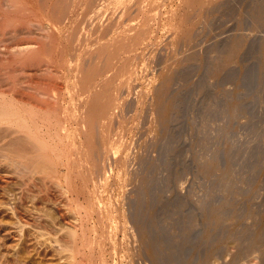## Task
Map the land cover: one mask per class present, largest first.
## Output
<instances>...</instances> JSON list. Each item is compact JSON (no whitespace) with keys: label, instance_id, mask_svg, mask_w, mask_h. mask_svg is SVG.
Returning <instances> with one entry per match:
<instances>
[{"label":"rangeland","instance_id":"374dc122","mask_svg":"<svg viewBox=\"0 0 264 264\" xmlns=\"http://www.w3.org/2000/svg\"><path fill=\"white\" fill-rule=\"evenodd\" d=\"M1 1L2 2H0V11L2 12L0 13L4 15V18L7 17V19L3 18L4 20H6L7 24L3 23L4 21L2 22L0 21V25H1L0 49L3 47L6 48V45L11 46L16 43L28 41L32 39L33 40L37 39L38 45H35L36 58H34L35 51H33L32 54L34 55L30 59L28 60L26 59L24 60V62L16 61L17 63L15 62L13 66H11L12 60H15L18 56L16 57L15 54L12 55L11 52H10L11 55L9 52L8 54L5 53V55H3L2 53L0 54V60H1L0 65L2 68L0 69V97L3 95L2 99L6 98L5 100H7V98L13 97L16 103H18L17 101L19 100L17 106L21 103V106L19 107L23 109L27 108L29 110V108L31 107V109L33 110L34 108L35 112H32V114L34 113L33 116L34 119L36 118L35 120L36 122H38L37 124H39L40 122L42 124H46V125H42L41 127L42 129L41 128L40 130L38 129L40 135L42 131L41 136L43 135L44 137L49 136L48 132L54 130L52 128L51 129L49 128L51 125L54 126V124L58 121L59 122L66 121L64 120L63 117L67 115V112H69L68 114L72 113L70 114L72 118L73 116L74 118L76 117L75 112L77 111L73 110L74 103L72 101H74L73 99H75V103H76L78 102V98L76 95H72L75 93L73 92L74 86H72L73 85L72 82L74 81L73 80L74 77H76V74L74 73L75 72L74 67H76L77 65L76 61L78 62L79 59L77 55H81V54L83 55L85 54L84 53L85 51L89 52V50H91L92 51L91 53H93L97 49H101V47L103 49L104 43H105V49H103L104 52L105 50L108 51L109 48L112 49L110 46V44L112 43L114 47V45H116L117 43L119 44V41L122 40L121 43L123 45L121 43L119 44L121 45L122 51L119 50L120 55L118 53L117 58L113 59L115 62L117 61V63H115L112 60V63L106 69L107 71L105 70L104 72V74L106 73L107 74L106 75L103 74V77H106L104 79L114 77L112 79L113 81L111 82V86L110 83L108 84L109 86L107 85V89L110 92L109 94H113V92L120 87V89H118V93H119L118 99L120 101H118L119 103H116L117 105L118 104L119 105L117 106L115 104V106H113L111 109V112L112 113L114 112V114L111 113L112 114L111 119H113L112 122H110L112 126H110L109 131L111 132L108 133L109 139H107V141H109V143L106 142L107 145L109 144L108 146H112L111 149L109 150L108 153L109 155L107 154L108 155L107 158L108 157L109 158L106 159L105 156V158L103 157L102 159L101 157L102 160L99 161V163L102 162L101 164L103 165L105 164L104 168L101 170L103 175L101 174V172L99 174H96L97 172L94 171L95 169L94 164L95 162L97 163V159H95L96 157H93V160L91 158L89 160V158H87L88 156L87 157L80 156L82 153L81 152H80L81 154L78 152L76 153V149H75L78 143L77 140L75 141L74 144L70 143L71 142L70 135L72 132V127H74L75 125L74 124L75 119L70 120L71 122L70 121L61 122L62 125L63 123L67 124V122L68 125L70 124L69 125L70 133L68 132V134L65 135L66 137L64 136V133H62L64 132V130L60 127V130L62 131L61 134H63L61 139L62 144L61 141L59 140L60 143L58 144V147H56V145L53 144L55 142H53L52 139H51L52 144L51 142L49 143L52 146L54 145L53 146L54 148L56 147V153L59 155V157L61 155L60 157L61 159L58 158L59 161L55 159L56 158L55 153L54 154L50 153L51 156L50 155L41 156V157H45V161L43 158H38L39 156L37 154H34L33 152L30 151L27 143L26 142L24 143L25 140H23L22 136L19 135L21 137L20 138L17 135V133L13 134L14 132H12V129H10L9 127L7 128V126L5 127L6 122H0V123H4V124H0V264H156V263L157 264L158 263L159 264H250V263L264 264V222H263L264 221V67H263L264 66V61H263L264 60V17H263L264 0H239V1L216 0L213 1L214 3L213 2L210 3L209 0L210 4L208 3V0H206L205 1L206 3L203 5H199L200 3L197 0H190V1L183 0V2L182 0H170V1L169 0H138V1L132 0L133 2H131L130 5L131 11L129 10V12H124V14H122L121 11L122 9L121 2L118 1L116 2L115 0L112 1L111 0L108 1L107 0H77L78 3L76 2V0H72L74 1V3L73 5L71 4L70 6H73L75 9L73 10V7L72 9H70L71 7H69L70 12L68 11L69 14L65 16L64 13H62L64 12L62 8L64 6H62V4L65 3V0L63 1L62 0H54V1L26 0L27 1L26 4H29L31 2L29 4V8L28 5L27 7L24 6L25 8L22 6L21 3L22 0H15V1L12 0L10 1V4L8 3V0H1ZM57 3H60L61 5ZM110 4L112 5L110 6ZM103 5H105V7ZM49 6H51L52 8ZM96 9L98 12H96ZM149 12L151 13V15ZM7 13L9 14L7 15ZM14 13L16 15L19 14L18 17ZM97 13H99L100 16ZM120 13L123 15L124 18L122 17V15L118 17ZM253 14L255 16H253ZM131 15L132 17H130ZM54 16L57 17L55 18ZM26 17L28 18L26 19ZM167 18H169V20ZM36 19L38 21L41 22L44 21V23H48L49 26L51 27L49 28L50 32H48L49 31L48 29L46 30L47 34L44 35L46 33L44 30L43 32L45 33L37 37L38 36L37 32L39 30L38 28L36 29L37 26L33 25V22L37 21ZM116 19H121V20L117 21ZM108 20L110 23L108 22ZM178 21L179 22L182 21L181 22L182 27L184 28L188 27L189 29L192 30V33L194 34V37H191L193 38V40L190 39L192 41L186 42L187 44L185 47V51L183 52L181 49H184L183 47L185 46L184 39L181 38L182 42H180L179 40L180 38L178 39L172 37L175 35L174 33H172L174 32L173 28L176 27L175 23L177 27L178 24L181 25ZM106 22L108 24L111 23H115V24L111 25L112 27L111 28L109 27L110 25L108 26V24H105ZM118 22H120L121 24L119 23L120 24L119 25ZM123 22L124 23L126 22V24H124ZM92 23L93 24L98 23L96 25L97 27L93 28ZM130 23L131 25H129ZM132 24L133 26H135L136 24V26L141 28L144 32H140L142 33L140 34L139 32H137L139 30H136L139 28L134 27L135 30L134 28L130 29L131 31L129 30L132 33L128 31L133 36L128 34L126 37L124 33L122 35L121 31L122 30L124 31L125 27L132 26ZM170 24L173 25L174 27L171 26ZM74 25H76V27ZM101 25H103L104 27ZM29 29L34 31L32 32ZM102 29H104L105 32ZM132 30L135 33L140 34L141 35L140 38L138 35L134 34ZM154 32H156V34ZM144 33L147 35H145ZM48 34L50 35L52 41L50 40ZM117 34L119 35V37L117 36ZM70 35L73 36V38L72 37L70 38ZM129 35L130 37H128ZM135 36H138V38ZM125 37L127 39L123 40V38ZM133 37L135 38V40L137 39V41L134 40V42L136 43H133L132 41L134 39ZM118 38L120 39L117 42ZM171 38L173 39L175 38V40L177 39L179 41V45L180 43L181 45L180 46L178 44L174 45L173 43H175L176 41L172 40ZM103 39L105 42L103 41ZM130 39H132L131 41L133 45H129L131 48L128 45H126L127 47H129L126 48L124 44L125 42L128 44V41H130ZM149 39L150 40L152 39L154 43ZM178 41L176 43H178ZM50 43H52V45ZM130 43L131 42H129V44ZM192 43L194 44L192 45ZM100 45L102 46L98 48ZM106 45L108 49L106 48ZM134 45H138V46H134ZM228 45L229 47H227ZM260 45L262 48L260 47ZM172 46L173 47L176 46V48H173ZM5 48H3L2 50H5ZM125 48L127 49V52ZM260 48L262 49V51ZM2 50H0V52ZM172 50L175 52H173ZM181 53H183L184 55ZM94 55H95V59L99 58L98 55H97L98 57L96 56V54ZM94 55L92 56L91 59H93ZM227 56L230 57L228 58ZM1 58H3L5 61H3V59ZM122 58L127 60L128 62L123 60ZM181 59H183V61ZM29 60L30 62L31 61L33 63L35 62L34 64L50 63L51 66L55 64L53 65V67H57L56 69L60 71L56 77L49 72H45V70L44 71L42 70V72L41 70H37V71L34 70V72L32 70L31 72L29 71L30 72L29 73L28 70L23 69L24 65H26V67L31 66V65L28 66V64H30ZM52 61H54V63ZM123 62H125L126 65L124 66L126 68L124 66H120L121 64L123 65ZM164 63L166 64V66ZM183 63L185 64L183 65ZM112 64L114 66H112ZM3 65L7 66L8 68L4 69ZM129 65H131V67ZM167 72L173 73L172 74L173 83L171 86V93L173 92L172 94L173 95L175 94V98H176L175 100L178 106L172 111V115L174 114L175 117L174 116L173 118L171 117L172 121L170 120L168 122L169 126L166 127V125H168L166 123L164 127V125H161L159 123L160 126H162L161 128L164 127L166 130L169 128L167 131L163 128L165 131L162 134L160 132H162L163 129L160 131L161 129L160 126H157L156 124L157 122L154 120L155 115H151L152 114L151 104H153L156 97V95L154 94L155 92L154 89L155 87L157 88V86H159V84L164 78L163 76L165 74L167 75ZM114 74L116 76H114ZM197 75H199V77ZM123 76H125V78ZM26 78L28 80L30 79L34 81L33 83H38V85L40 86L50 87L53 85L57 87V89L55 88L56 90L54 89V87H50L49 92L51 93L53 92L54 94V91L55 92L58 91L56 93H58V95H60L61 97L58 101V104L56 105L53 99L41 100V98H39L38 96L31 97L32 95H29L26 89L20 87L19 84L15 85V83L18 80L26 79ZM77 78L78 77H76L75 80ZM100 78L101 77H99L97 80H99ZM97 80L94 79V81H92L93 84L95 83L96 86L98 85L101 86L102 82L99 83L101 80L100 81ZM145 80L147 84L145 83ZM180 80H182V82ZM96 81L99 84H97ZM201 81H203L204 84ZM213 81H215L216 83ZM175 82L176 84H174ZM121 85L124 86L122 87L123 89L121 88ZM150 86L153 87L152 88L153 91L150 89L151 88ZM109 87H112V89H109ZM110 90H112L113 92H111ZM5 91L8 93H5ZM137 91L139 92V95ZM2 93H5V95ZM105 93H107L106 95L109 96L108 91H105ZM10 95L12 96L10 97ZM106 95L104 94L103 96L104 100L105 97L108 98V96ZM71 98L73 99L71 100ZM8 101H10V99H8ZM16 103H14V105H16ZM70 103H72L73 105ZM52 105L54 106L52 107ZM65 105L68 106L71 105L73 109L70 106L68 108V111L65 112L63 109V106ZM37 110L39 111L36 113ZM178 110L180 111L178 112ZM233 113L236 114L234 115ZM202 114L204 118L202 117ZM53 119H55V121ZM175 120L177 121V124ZM119 122H121V124ZM154 122L156 123L153 124ZM47 125L49 126L47 129H45ZM153 127L157 129L154 130L156 132L158 131L159 133L157 132L156 134L155 131L153 132L152 130ZM43 128L45 129V133H43L44 132ZM6 129L8 130L5 131ZM47 130L49 131L46 132ZM114 131L117 132L120 131L118 134L117 132H115L119 137L115 135ZM1 134L3 137L1 136ZM161 135L163 136V138ZM94 136H92L94 138L93 141L94 143H96L97 142L96 140L98 139L96 137L98 136H96V134ZM170 137L171 139H169ZM195 137L198 139L196 140ZM164 138H167L168 142H166L167 139H165L164 141L163 140ZM55 140L58 141V139ZM171 140L172 143L170 142ZM196 141L197 143H195ZM69 143L71 145H69ZM110 143H113L114 145L113 144L110 145ZM51 145L49 146L51 147ZM138 147L140 148L138 149ZM59 148L60 149L62 148L61 150H64L62 152L65 153L61 154ZM169 148H171V151L169 150ZM185 149L188 150L185 151ZM70 150H73L71 151L72 153H70ZM67 151H69V153H67ZM27 153L28 154L31 153V154L28 155ZM86 154L87 153H85L84 155L86 156ZM49 156L51 158L52 157L54 158L55 156L54 158L55 161L53 159L54 162H50ZM62 156L64 157L62 158ZM73 156L75 157V160ZM122 156L125 157V158L123 157V159L127 158V160H125L127 163H125V161H123L122 163L123 159H121L120 161V158H122ZM83 157L85 158V160L87 158L89 162L87 160H86L87 162H85V160H83L84 159ZM129 157L131 158L130 160L128 159ZM166 159L169 160L167 161ZM70 160L72 163L70 162ZM72 160H74V162ZM61 161L63 163H60ZM65 161H67V163H64ZM83 161L84 163H86L84 164L86 166L83 165L82 163ZM115 161L116 162L118 161L119 164L118 162L116 163ZM91 162L94 163L92 164ZM68 163L69 166L72 167H68L67 166ZM64 164L66 165L64 166ZM106 164H108V166ZM117 164L119 167L117 166ZM120 164L123 165L127 164V165L124 167L123 165ZM43 165L45 168L43 167ZM88 166L89 169L86 168ZM204 166H206V168ZM22 168H24L25 170ZM85 168L87 169V171ZM67 170H69L68 174H70L67 175V177L68 176L70 177L71 182L69 178H68L69 181L65 179L66 178L65 173ZM77 170L79 173L81 171L82 173V174L80 173L81 176H79L80 174L77 172ZM104 170L106 171L104 172ZM123 170L125 173L123 172ZM177 170H179V172H177ZM103 172L105 173V175ZM63 175L65 176V178ZM118 175H120V177ZM101 176H103L104 179H102ZM221 176H223V178ZM117 178H119V180ZM125 178L127 179V181ZM162 179L164 182L162 181ZM108 180H110V183ZM83 181L86 182V184ZM67 182H68V188H67ZM93 187L96 189V191ZM179 199L181 200L180 202ZM98 210H100V212ZM153 212H155V214ZM169 212L171 213V215L169 214ZM134 214L136 217L134 216ZM218 214L221 215L220 219L218 217ZM213 217H215L216 219ZM134 219L135 221H133ZM143 230H144V234H143ZM257 233L260 235H258ZM144 235L146 238L147 236H149L150 238L146 239ZM143 237L145 238L146 244L145 241L144 243L141 241V238L143 239ZM151 243H153L154 246L158 244L159 248L158 246L157 248L154 247L153 244ZM152 246L154 248H152ZM155 248L157 252L159 251L160 253L161 251V253H163L162 257L160 256L159 262H157L158 260L156 262L155 260L154 262L152 261L153 252L151 251H154L153 249ZM161 253L159 255H161ZM150 254L152 255L150 256ZM190 261L191 263H189Z\"/></svg>","mask_w":264,"mask_h":264},{"label":"bare ground","instance_id":"6f19581e","mask_svg":"<svg viewBox=\"0 0 264 264\" xmlns=\"http://www.w3.org/2000/svg\"><path fill=\"white\" fill-rule=\"evenodd\" d=\"M10 1H12V0H8V3L10 4ZM13 1H15V0H13ZM30 1V0H29ZM54 1V0H53ZM63 1V0H62ZM108 1V0H107ZM112 1V0H111ZM116 2L118 1V2H121V4H122V9H121V11H122V14H124V12H129V10H130V5H131V2H133L132 0H115ZM138 1V0H137ZM170 1V0H169ZM185 1V0H184ZM190 1V0H189ZM200 4L199 5H203V4H205L206 2V0H197ZM213 1H216V0H210V3L211 2H213ZM239 1V0H238ZM0 2H2L1 0H0ZM6 2V1H5ZM33 2V1H32ZM36 2V1H35ZM34 2V3H35ZM38 2V1H37ZM76 2H77V0H76ZM76 2H75V4H76ZM81 2V1H80ZM139 2H142V1H139ZM145 2V1H144ZM149 2V1H148ZM151 2V1H150ZM182 2H183V0H182ZM186 2H188V1H186ZM235 2V1H234ZM7 3V2H6ZM18 3V2H17ZM22 6L24 7V6H26L27 7V5H28V8H29V4L31 3H29V4H26L27 3V1L25 0H22ZM60 3H63V2H60ZM60 3H57V4H59V5H61ZM73 3H74V1H72V0H65V3L64 4H62V6H64V7H62L63 8V11L64 12H62V13H64V16L65 15H67V14H69L68 13V11H69V7H71L70 9H72V7L73 6H70L71 4L73 5ZM78 3V2H77ZM101 3V2H100ZM99 3V4H100ZM110 3V2H109ZM136 3V2H135ZM153 3H154V1H153ZM179 3V2H178ZM197 3V2H196ZM208 3H209V0H208ZM207 3V4H208ZM209 3V4H210ZM214 3V2H213ZM212 3V4H213ZM23 4H25V5H23ZM52 4V3H51ZM53 4H55V3H53ZM138 4V3H137ZM151 4V3H150ZM162 4V3H161ZM198 4V3H197ZM18 5V4H17ZM16 5V6H17ZM37 5V4H36ZM48 5V4H47ZM81 5V4H80ZM112 4H110V6H111ZM135 5V4H134ZM179 5V4H178ZM188 5V4H187ZM15 6V7H16ZM21 6V5H20ZM76 6V5H75ZM92 6H93V4H92ZM100 6V5H99ZM104 7H105V5H103ZM115 6V5H114ZM138 6V5H137ZM207 6V5H206ZM216 6V5H215ZM222 6V5H221ZM4 7V6H3ZM19 7V6H18ZM22 7V8H23ZM48 7V6H47ZM49 7H51V6H49ZM54 7V6H53ZM97 7V6H96ZM95 7V8H96ZM101 7V6H100ZM113 7V6H112ZM142 7V6H141ZM150 7V6H149ZM176 7V6H175ZM196 7V6H195ZM6 8V7H5ZM13 8V7H12ZM20 8V7H19ZM25 8V7H24ZM34 8V7H33ZM52 8V7H51ZM77 8V7H76ZM120 8V7H119ZM148 8V7H147ZM209 8V7H208ZM7 9V8H6ZM17 9V8H16ZM31 9V8H30ZM75 8L73 7V10H74ZM219 9V8H218ZM217 9V10H218ZM229 9V8H228ZM4 10V9H3ZM15 10V9H14ZM19 10V9H18ZM27 10V9H26ZM60 10V9H59ZM81 10H82V8H81ZM100 10V9H99ZM141 10V9H140ZM149 10V9H148ZM168 10V9H167ZM193 10V9H192ZM191 10V11H192ZM6 11V10H5ZM8 11V10H7ZM10 11V10H9ZM29 11V10H28ZM34 11V10H33ZM86 11V10H85ZM108 11V10H107ZM112 11V10H111ZM131 11V10H130ZM147 11V10H146ZM202 11V10H201ZM204 11V10H203ZM213 11V10H212ZM0 12H2V11H0ZM12 12V11H11ZM54 12V11H53ZM70 12V11H69ZM72 12V11H71ZM96 12H98L97 11V9H96ZM104 12H106V11H104ZM104 12H102V13H104ZM159 12V11H158ZM162 12V11H161ZM170 12V11H169ZM180 12V11H179ZM16 13H17V11H16ZM39 13V12H38ZM61 13V12H60ZM95 13V12H94ZM100 13V12H99ZM99 13H97L98 15H99ZM135 13H136V11H135ZM138 13V12H137ZM150 13V12H149ZM154 13V12H153ZM152 13V14H153ZM212 13V12H211ZM215 13V12H214ZM217 13V12H216ZM5 14V13H4ZM9 13H7V15H8ZM15 14V13H14ZM36 14V13H35ZM48 14V13H47ZM51 14V13H50ZM49 14V15H50ZM79 14H80V12H79ZM84 14V13H83ZM93 14V13H92ZM121 13H120V15H118V17L119 16H121L122 15ZM130 14V13H129ZM139 14V13H138ZM141 14V13H140ZM147 14V13H146ZM159 14V13H158ZM169 14V13H168ZM186 14H188V13H186ZM200 14V13H199ZM208 14V13H207ZM256 14V13H255ZM11 15V14H10ZM9 15V16H10ZM16 15V14H15ZM18 15L19 14H17L16 16L18 17ZM26 15V14H25ZM34 15V14H33ZM39 15V14H38ZM85 15H86V13H85ZM89 15V14H88ZM96 15V14H95ZM150 15H151V13H150ZM155 15V14H154ZM161 15V14H160ZM177 15V14H176ZM211 15V14H210ZM215 15V14H214ZM8 16V17H9ZM21 16V15H20ZM62 16V15H61ZM61 16H60V18H61ZM100 16V15H99ZM107 16V15H106ZM134 16V15H133ZM138 16V15H137ZM142 16V15H141ZM188 16V15H187ZM197 16V15H196ZM200 16V15H199ZM198 16V17H199ZM253 16H255L254 14H253ZM12 17V16H11ZM38 17H40V16H38ZM46 17V16H45ZM48 17V16H47ZM55 17V16H54ZM57 17V16H56ZM55 17V18H56ZM69 17V16H68ZM77 17V16H76ZM79 17V16H78ZM122 17H123V15H122ZM130 17H132V15L130 16ZM136 17V16H135ZM151 17V16H150ZM179 17V16H178ZM264 17V16H263ZM4 15L3 14H1L0 13V21L2 22V21H4L3 23H6V20H4V19H7V17H5L4 19ZM21 18V17H20ZM25 18V17H24ZM28 17H26V19H27ZM86 18V17H85ZM124 18V17H123ZM127 18H129V17H127ZM146 18V17H145ZM170 18V17H169ZM169 18H167L168 20H169ZM194 18V17H193ZM14 19V18H13ZM30 19V18H29ZM39 19V18H38ZM50 19V18H49ZM69 19V18H68ZM81 19V18H80ZM113 19V18H112ZM133 19V18H132ZM23 20V19H22ZM37 20V19H36ZM46 20H47V18H46ZM78 20V19H77ZM97 20V19H96ZM107 20V19H106ZM110 20V19H109ZM109 20H108V22H109ZM117 21L118 20H121V19H116ZM127 20H129V19H127ZM148 20V19H147ZM154 20V19H153ZM180 20V19H179ZM213 20V19H212ZM253 20V19H252ZM260 20H261V18H260ZM31 21V20H30ZM29 21V22H30ZM100 21V20H99ZM111 21V20H110ZM122 21H124V20H122ZM122 21H121V23H122ZM138 21V20H137ZM144 21V20H143ZM162 21V20H161ZM176 21V20H175ZM189 21H191V20H189ZM214 21V20H213ZM254 21V20H253ZM9 22V21H8ZM59 22V21H58ZM70 22V21H69ZM80 22V21H79ZM113 22V21H112ZM142 22V21H141ZM179 22V21H178ZM182 22V21H181ZM181 22H179L180 24H181ZM2 23V24H3ZM11 23V22H10ZM17 23V22H16ZM27 23V22H26ZM32 23V22H31ZM53 23H55V22H53ZM62 23V22H61ZM60 23V24H61ZM67 23V22H66ZM81 23V22H80ZM100 23V22H99ZM110 23V22H109ZM120 22H118V24H119ZM120 23V24H121ZM124 23V22H123ZM139 23V22H138ZM137 23V24H138ZM172 23V22H171ZM214 23V22H213ZM7 24V23H6ZM21 24H22V22H21ZM79 24V23H78ZM82 24V23H81ZM98 23H92V27L94 28V27H97L96 25H97ZM102 24V23H101ZM104 24V23H103ZM105 24H108L107 22L105 23ZM113 24H115V23H111V24H108V26L109 27H111V25H113ZM119 24V25H120ZM124 24H126V22L124 23ZM183 24H185V23H183ZM204 24V23H203ZM256 24V23H255ZM29 25H30V23H29ZM32 25V24H31ZM33 25H35V26H37L36 27V29L38 28V36L37 37H39V36H41V35H43V33H45L44 35H46L47 34V31L46 30H48L49 28H51L50 26H49V24L48 23H44V21H35V22H33ZM51 25V24H50ZM55 25V24H54ZM64 25V24H63ZM62 25V26H63ZM70 25V24H69ZM129 25H131V23L129 24ZM150 25V24H149ZM171 25V24H170ZM211 25V24H210ZM1 26V25H0ZM7 26V25H6ZM9 26H10V24H9ZM19 26V25H18ZM25 26V25H24ZM75 27H76V25H74ZM101 26H103V25H101ZM107 26V25H106ZM105 26V27H106ZM126 26V25H125ZM132 26H133V24H132ZM128 26V27H123L124 28V31L122 30L121 32H122V35H123V33L126 35V37H127V35L128 34H130V33H132V32H130L131 30L130 29H132V28H136L137 26H136V24H135V26ZM164 26V25H163ZM171 26H173V25H171ZM175 28H173L174 30V32H172V33H174L175 35L174 36H172V37H175V38H180L179 40H180V42H182L181 40V38H183L184 39V42H185V46L184 45H182V46H184L183 48L184 49H181L182 50V52L183 51H185V47H186V42H188V41H192L193 40V38H191V37H194V34L192 33V30L191 29H189L188 27H182V24L181 25H179L178 24V27H177V25H176V23H175ZM3 27V26H2ZM92 27H91V29H92ZM98 27H99V25H98ZM104 27V26H103ZM115 27V26H114ZM118 27V26H117ZM141 27V26H140ZM145 27V26H144ZM174 27V26H173ZM8 28V27H7ZM12 28V27H11ZM18 28V27H17ZM25 28V27H24ZM29 28V27H28ZM100 28H102V27H100ZM112 28V27H111ZM116 28V27H115ZM135 28H134V30H135ZM137 28H139V27H137ZM146 28V27H145ZM148 28V27H147ZM204 28V27H203ZM260 28V27H259ZM9 29V28H8ZM7 29V30H8ZM96 29V28H95ZM95 29H93V30H95ZM99 29V28H98ZM106 29V28H105ZM5 30V29H4ZM13 30V29H12ZM25 30V29H24ZM30 30V29H29ZM28 30V31H29ZM45 30V32H43ZM53 30V29H52ZM73 30V29H72ZM78 30V29H77ZM97 30V29H96ZM101 30V29H100ZM102 30H104V29H102ZM115 30V29H114ZM130 30V31H129ZM136 30H139V31H137V32H144L141 28H139V29H136ZM151 30V29H150ZM202 30V29H201ZM209 30V29H208ZM6 31V30H5ZM14 31H15V29H14ZM23 31V30H22ZM30 31H32V30H30ZM34 31V30H33ZM32 31V32H33ZM113 31V30H112ZM117 31V30H116ZM130 33H129V32ZM133 31V30H132ZM167 31V30H166ZM212 31V30H211ZM11 32V31H10ZM19 32V31H18ZM26 32V31H25ZM48 32H50V29H49V31ZM70 32V31H69ZM99 32V31H98ZM104 32H105V30H104ZM108 32V31H107ZM114 32V31H113ZM134 32V31H133ZM152 32V31H151ZM1 33V32H0ZM14 33V32H13ZM31 33V32H30ZM53 33V32H52ZM52 33H51V35H52ZM81 33V32H80ZM101 33V32H100ZM110 33V32H109ZM145 33H146V31H145ZM144 33V34H145ZM148 33V32H147ZM155 34H156V32H154ZM161 33V32H160ZM168 33V32H167ZM171 33V34H172ZM10 34V33H9ZM16 34V33H15ZM28 34V33H27ZM33 34V33H32ZM55 34V33H54ZM53 34V35H54ZM70 34V33H69ZM87 34V33H86ZM120 34V33H119ZM134 34H136V35H138L139 36V38H140V34H142V33H140V34H138V33H135L134 32ZM151 34V33H150ZM155 34H153V35H155ZM192 34H193V36H192ZM203 34H205V33H203ZM209 34V33H208ZM25 35V34H24ZM49 35V34H48ZM61 35V34H60ZM66 35V34H65ZM67 35H68V33H67ZM71 35H73V34H71ZM70 35V38L72 37L73 38V36H71ZM96 35V34H95ZM131 36H133L132 34H130ZM130 35L128 36V37H130ZM145 35H147V34H145ZM197 35V34H196ZM12 36V35H11ZM64 36V35H63ZM92 36H94V35H92ZM101 36V35H100ZM117 36L119 37V35L117 34ZM138 36H135V37H137L138 38ZM143 36V35H142ZM171 36V35H170ZM204 36V35H203ZM3 37H4V35H3ZM33 37H35V36H33ZM37 37H35V38H37ZM49 37H50V35H49ZM66 37V36H65ZM86 37V36H85ZM123 38V40L124 39H127V38ZM201 37V36H200ZM260 37V36H259ZM9 38V37H8ZM97 38V37H96ZM114 38V37H113ZM117 38V37H116ZM132 38V37H131ZM134 38V37H133ZM170 38V37H169ZM175 38L173 39V38H171L172 40H174V41H178L177 39L175 40ZM18 39V38H17ZM16 39V40H17ZM31 39V38H30ZM48 39V38H47ZM46 39V40H47ZM93 39V38H92ZM91 39V40H92ZM95 39V38H94ZM101 39H102V37H101ZM108 39V38H107ZM106 39V40H107ZM119 39L120 38H118V40H117V42L119 41ZM121 39H122V36H121ZM143 39H144V37H143ZM147 39V38H146ZM190 39H192V40H190ZM195 39V38H194ZM199 39V38H198ZM203 39H204V37H203ZM213 39V38H212ZM21 40V39H20ZM50 40H51V37H50ZM54 40V39H53ZM64 40H65V38H64ZM73 40V39H72ZM115 40V39H114ZM132 39H130V41H128V44L125 42V46L126 45H133V43H136V42H134V40H135V38L132 40L133 41V43H132V41H131ZM140 40V39H139ZM142 40V39H141ZM150 40V39H149ZM153 40H154V38H153ZM165 40V39H164ZM168 40H170V39H168ZM233 40V39H232ZM8 41V40H7ZM11 41V40H10ZM15 41V40H14ZM18 41V40H17ZM52 41V40H51ZM69 41V40H68ZM94 41V40H93ZM96 41V40H95ZM101 41V40H100ZM99 41V42H100ZM103 41H104V39H103ZM122 41V40H121ZM121 41H119V44L121 43ZM135 41H137V39L135 40ZM143 41V40H142ZM150 41H152V39L150 40ZM216 41V40H215ZM234 41V40H233ZM19 42V41H18ZM66 42V41H65ZM87 42V41H86ZM97 42V41H96ZM105 42V41H104ZM116 42V43H117ZM129 42H131L130 44H129ZM141 42V41H140ZM139 42V43H140ZM153 42V41H152ZM167 42V41H166ZM173 43L174 45L175 44H178L179 45V41H178V43ZM204 42V41H203ZM209 42V41H208ZM14 43V42H13ZM47 43V42H46ZM56 43V42H55ZM71 43V42H70ZM74 43V42H73ZM81 43V42H80ZM92 43V42H91ZM102 43V42H101ZM115 43V42H114ZM150 43V42H149ZM154 43V42H153ZM241 43H243V42H241ZM41 44V43H40ZM51 45H52V43H50ZM106 44H107V42H106ZM113 44V43H112ZM112 44H110V46H111V48L112 49H110L109 48V50L107 51V50H105V52H104V50L103 49H105V43H104V48L102 49V45H100L98 48H100L101 47V49H97V47H96V51H94L93 53H91L92 51L91 50H89V52H84L85 54H81V55H77V57L79 58L78 59V62L76 61V67H74L75 68V74H76V77H78L76 80H75V78L76 77H74V83L72 82V86H74V91L73 92H75L74 94H72V95H76L77 96V98H78V102H76L75 103V99H73V98H71V100L73 99L74 101H72L73 103H74V105L72 104V103H70V104H72L73 105V107H74V109H73V107L71 106V105H65V106H63V109H64V111L65 112H67L68 111V108L71 106L72 107V109L73 110H75V111H77V112H75V118H74V116H73V118H72V116L70 115V114H72V113H70V114H68L69 112H67V115L65 116V117H63L64 118V120H66V121H70V120H72V119H75L74 121H75V125H74V127H72V132H71V138H70V143L71 144H74L75 143V141L77 140V145H76V147H75V149H76V153L78 152V153H80L81 155L80 156H84V157H87V158H89V160H90V158L93 160V157H96L95 159H97V163L95 162V164H94V171H96L97 173L96 174H99L100 172H101V170L104 168V165L103 164H101L102 162H100L99 163V161L100 160H102L103 159V157L105 158V156H106V159H108L107 158V156L109 155L108 153H109V150L111 149V147L112 146H108L107 144H106V142L107 143H109V141H107V139H109L108 137V133L109 132H111V131H109L110 130V126H112V124L110 123V122H112V120L113 119H111V115L112 114H114V112L112 113L111 112V109H112V107L113 106H115V104L116 103H119L118 101H120L118 98V89H120V87L116 90L115 88V90L116 91H112V90H110L111 92H113V94H109L110 92H109V90L107 89V85L110 83V86H111V82L113 81L112 79L114 78H107V79H104V78H106V77H103V74H104V72H105V70L110 66V64L112 63V60L114 59V58H117V56H118V53H119V50H121L122 48H121V45H119L118 43L116 44V45H114V47H113V45ZM122 44V43H121ZM144 44V43H143ZM151 44V43H150ZM169 44H170V42H169ZM172 44V45H173ZM194 43H192V45H193ZM199 44V43H198ZM204 44V43H203ZM35 45H38V42H37V39H32V40H28V41H23V42H19V43H16V44H14V45H11V46H7L6 45V48L5 47H3V48H5V50H2L3 48H1L0 50H2L1 52H0V54L2 53L3 55H5V53H7L8 54V52L10 53H12V55H16V59L15 60H12V63H11V66H13V64L16 62V61H23L24 62V60H28V59H30L34 54H32L33 53V51H35L36 49H35ZM87 45V44H86ZM90 45V44H89ZM109 45V44H108ZM123 45V44H122ZM165 45V44H164ZM177 45V46H178ZM180 45H181V43H180ZM179 45V46H180ZM226 45V44H225ZM42 46V45H41ZM44 46V45H43ZM68 46V45H67ZM71 46V45H70ZM74 46V45H73ZM134 46H138V45H134ZM133 46V47H134ZM156 46H157V44H156ZM160 46V45H159ZM168 46V45H167ZM197 46V45H196ZM207 46V45H206ZM215 46V45H214ZM224 46V45H223ZM239 46V45H238ZM45 47V46H44ZM51 47V46H50ZM66 47V46H65ZM130 47V46H129ZM129 47H127L126 46V48H129ZM173 47V46H172ZM195 47V46H194ZM227 47H229V45L227 46ZM260 47H261V45H260ZM53 48V47H52ZM69 48V47H68ZM90 48V47H89ZM106 48H107V45H106ZM124 48V47H123ZM125 48V49H126ZM131 48V47H130ZM155 48V47H154ZM164 48V47H163ZM173 48H176V46H174ZM192 48V47H191ZM206 48V47H205ZM212 48V47H211ZM216 48V47H215ZM224 48V47H223ZM262 48V47H261ZM260 48V49H261ZM108 49V48H107ZM124 49V50H125ZM132 49H134V48H132ZM195 49V48H194ZM209 49V48H208ZM213 49V48H212ZM218 49H219V47H218ZM229 49V48H228ZM39 50V49H38ZM43 50V49H42ZM48 50V49H47ZM56 50V49H55ZM93 50V49H92ZM94 50H95V48H94ZM129 50V49H128ZM131 50V49H130ZM136 50V49H135ZM139 50V49H138ZM159 50V49H158ZM178 50V49H177ZM206 50V49H205ZM237 50H238V48H237ZM50 51H52V50H50ZM57 51H59V50H57ZM61 51H63V50H61ZM69 51V50H68ZM76 51V50H75ZM122 51V50H121ZM154 51V50H153ZM173 51V50H172ZM179 51H180V49H179ZM178 51V52H179ZM261 51H262V49H261ZM125 52V51H124ZM126 52H127V49H126ZM129 52V51H128ZM143 52V51H142ZM150 52V51H149ZM173 52H175V51H173ZM177 52V53H178ZM189 52H191V51H189ZM210 52V51H209ZM221 52V51H220ZM237 52V51H236ZM11 53H10V55H11ZM39 53V52H38ZM54 53V52H53ZM81 53H83V52H81ZM122 53V52H121ZM135 53V52H134ZM139 53V52H138ZM159 53V52H158ZM188 53V52H187ZM199 53H201V52H199ZM223 53V52H222ZM80 54V53H79ZM94 54H96V56L98 55L99 56V58H97V59H95V55ZM152 54V53H151ZM181 54H183V53H181ZM180 54V55H181ZM227 54V53H226ZM226 54H223V55H226ZM231 54V53H230ZM229 54V55H230ZM54 55V54H53ZM94 55V57H93V59H91L92 58V56ZM119 55H120V53H119ZM174 55V54H173ZM180 55H178V56H180ZM184 55V54H183ZM188 55V54H187ZM260 55V54H259ZM7 56V55H6ZM22 58H20V57ZM36 56V51H35V55H34V58H36L35 57ZM39 56V55H38ZM140 56V55H139ZM175 56H176V54H175ZM233 56V55H232ZM12 57H14V56H12ZM40 57V56H39ZM50 57V56H49ZM59 57V56H58ZM121 57V56H120ZM128 57V56H127ZM134 57V56H133ZM148 57V56H147ZM171 57V56H170ZM189 57V56H188ZM228 57V56H227ZM230 57V56H229ZM228 57V58H229ZM43 58V57H42ZM42 58H40V59H42ZM61 58H62V56H61ZM66 58V57H65ZM124 58V57H123ZM122 58V59H123ZM126 58V57H125ZM132 58V57H131ZM138 58V57H137ZM154 58V57H153ZM175 58V57H174ZM180 58V57H179ZM181 58H182V56H181ZM183 58H185V57H183ZM187 58V57H186ZM206 58V57H205ZM209 58V57H208ZM217 58V57H216ZM225 58V57H224ZM1 59H3V58H1ZM20 59V60H19ZM75 59H76V57H75ZM127 59V58H126ZM151 59V58H150ZM158 59H159V57H158ZM169 59V58H168ZM207 59V58H206ZM261 59V58H260ZM48 60V59H47ZM51 60V59H50ZM58 60V59H57ZM123 60H125V59H123ZM128 60V59H127ZM127 60H125V61H127ZM133 60V59H132ZM182 61H183V59H181ZM220 60V59H219ZM1 61V60H0ZM3 61H5L4 59H3ZM36 61V60H35ZM41 61V60H40ZM62 61V60H61ZM60 61V62H61ZM74 61V60H73ZM72 61V62H73ZM93 61H94V63H93ZM114 61V60H113ZM130 61V60H129ZM185 61V60H184ZM215 61V60H214ZM264 61V60H263ZM23 62H22V64H23ZM32 62V61H31ZM30 62V60H29V63L30 64H28V66L29 65H31L30 67H26V65H24L23 66V69L24 70H28V72L30 71H32L33 70V72H34V70L35 71H37V70H41V72H42V70L44 71L45 70V72H49V73H51L52 75H54L55 77L58 75V73H59V71L60 70H58V69H56L57 67H53V65H55V64H53L52 66H51V64L50 63H48V64H34L33 62V64ZM46 62V61H45ZM53 63H54V61H52ZM69 62H71V61H69ZM115 62V61H114ZM128 62V61H127ZM136 62V61H135ZM169 62V61H168ZM181 62V61H180ZM187 62V61H186ZM210 62V61H209ZM220 62V61H219ZM224 62V61H223ZM1 63V62H0ZM17 63V62H16ZM26 63V62H25ZM66 63V62H65ZM74 63V62H73ZM115 63H117V61L115 62ZM131 63V62H130ZM182 63V62H181ZM204 63V62H203ZM263 63V62H262ZM261 63V64H262ZM8 64V63H7ZM114 64V63H113ZM112 64V66H114ZM129 64V63H128ZM141 64V63H140ZM144 64V63H143ZM152 64V63H151ZM165 64V63H164ZM179 64V63H178ZM177 64V65H178ZM185 63H183V65H184ZM198 64V63H197ZM260 64V65H261ZM18 65V64H17ZM59 65V64H58ZM116 65V64H115ZM124 65H126L125 64V62H123V65L121 64L120 66H124ZM136 65V64H135ZM137 65H138V63H137ZM171 65V64H170ZM4 66V65H3ZM10 66V67H11ZM22 66V65H21ZM57 66V65H56ZM60 66H61V64H60ZM130 67H131V65H129ZM165 66H166V64H165ZM191 66V65H190ZM220 66V65H219ZM263 66V65H262ZM19 67V66H18ZM125 67V66H124ZM141 67V66H140ZM161 67V66H160ZM225 67V66H224ZM264 67V66H263ZM4 69H7L8 67L7 66H4L3 67ZM12 68V67H11ZM17 68V67H16ZM21 68V67H20ZM67 68V67H66ZM73 68V69H74ZM112 68V67H111ZM118 68V67H117ZM119 68H121V67H119ZM126 68V67H125ZM129 68V67H128ZM127 68V69H128ZM134 68V67H133ZM262 68V67H261ZM0 69H2L1 68V65H0ZM123 69V68H122ZM155 69V68H154ZM171 69V68H170ZM185 69V68H184ZM192 69V68H191ZM12 70H14V69H12ZM141 70V69H140ZM169 70V69H168ZM199 70V69H198ZM201 70H203V69H201ZM205 70V69H204ZM259 70V69H258ZM18 71V70H17ZM68 71V70H67ZM107 71V70H106ZM111 71V70H110ZM122 71H124V70H122ZM144 71V70H143ZM163 71V70H162ZM185 71H187V70H185ZM190 71V70H189ZM188 71V72H189ZM5 72V71H4ZM20 72V71H19ZM22 72V71H21ZM27 72V73H28ZM29 72V73H30ZM39 72V71H38ZM178 72V71H177ZM195 72V71H194ZM207 72V71H206ZM216 72V71H215ZM8 73V72H7ZM44 73V72H43ZM72 73V72H71ZM126 73V72H125ZM151 73V72H150ZM6 74V73H5ZM16 74V73H15ZM75 74H74V76H75ZM107 74V73H106ZM106 74H104V75H106ZM119 74H120V72H119ZM158 74V73H157ZM163 74V73H162ZM161 74V75H162ZM172 74L173 73H168L167 72V75L165 76H163L164 78H163V80L161 81V83L159 84V86H157V88L155 87V89H154V94L156 95V97H155V100H154V102H153V104H151V110H152V114L151 115H155V121L157 122H154L153 124H157V126H160V124L161 125H164V127H165V125H166V123L168 124V122L171 120V117L173 118V116H174V114L172 115V111L175 109V108H177V102H176V98H175V94L173 95L172 93H171V86H172V79H173V76H172ZM176 74V73H175ZM174 74V75H175ZM8 75V74H7ZM14 75V74H13ZM33 75V74H32ZM50 75V74H49ZM147 75V74H146ZM160 75V76H161ZM177 75V74H176ZM209 75V74H208ZM22 76V75H21ZM20 76V77H21ZM37 76V75H36ZM114 76H116L115 74H114ZM134 76V75H133ZM185 76V75H184ZM195 76V75H194ZM198 77H199V75H197ZM211 76V75H210ZM12 77V76H11ZM33 77V76H32ZM35 77V76H34ZM48 77V76H47ZM51 77V76H50ZM60 77V76H59ZM99 77H101L99 80H97ZM124 78H125V76H123ZM129 77V76H128ZM149 77V76H148ZM203 77H205V76H203ZM16 78H18V77H16ZM25 78V77H24ZM45 78V77H44ZM116 78V77H115ZM130 78V77H129ZM179 78V77H178ZM193 78V77H192ZM209 78V77H208ZM8 79V78H7ZM55 79V78H54ZM94 79H96L97 81H100L99 83H101L102 82V84H101V86L100 85H98V86H96V84L94 83L93 84V82L92 81H94ZM136 79V78H135ZM174 79H175V77H174ZM195 79V78H194ZM198 79V78H197ZM210 79V78H209ZM232 79V78H231ZM47 80V79H46ZM56 80V79H55ZM158 80V79H157ZM160 80V79H159ZM176 80H177V78H176ZM187 80V79H186ZM189 80V79H188ZM205 80V79H204ZM6 81H8V80H6ZM5 81V82H6ZM12 81V80H11ZM19 81V82H18ZM16 83H15V85L16 84H19L20 85V87H22V88H24V89H26L27 90V93L29 94V95H32L31 97H34V96H38L39 98H41V100L42 99H53L54 100V102H55V104L57 105L58 104V101H59V99L61 98L60 97V95H58V93H56V92H58V91H54V94H53V92L51 93V92H49V88L50 87H54V89L56 88L57 89V87H55V86H50V87H45V86H40V85H38V83H33L34 81H32V80H28L27 78L26 79H21V80H18ZM70 81V80H69ZM97 81H96V83H97ZM124 81V80H123ZM181 82H182V80H180ZM191 81V80H190ZM195 81V80H194ZM198 81V80H197ZM200 81V80H199ZM216 81V80H215ZM215 81H213V82H215ZM13 82V81H12ZM37 82V81H36ZM50 82V81H49ZM130 82H132V81H130ZM138 82V81H137ZM140 82V81H139ZM144 82V81H143ZM188 82V81H187ZM201 82H203V81H201ZM40 83V82H39ZM55 83H57V82H55ZM99 83H97V84H99ZM114 83V82H113ZM145 83H146V80H145ZM184 83V82H183ZM216 83V82H215ZM50 84V83H49ZM125 84V83H124ZM123 84V85H124ZM142 84V83H141ZM147 84V83H146ZM174 84H176V82L174 83ZM203 84H204V82H203ZM213 84V83H212ZM14 85V84H13ZM12 85V86H13ZM46 85V84H45ZM61 85V84H60ZM68 85H69V83H68ZM145 85V84H144ZM152 85V84H151ZM154 85V84H153ZM158 85V84H157ZM72 86H71V88H72ZM109 86V85H108ZM204 86V85H203ZM208 86V85H207ZM212 86V85H211ZM6 87V86H5ZM19 87V88H20ZM96 87H99V88H96ZM113 87H116V86H113ZM122 87H124V86H122L121 85V88ZM147 87V86H146ZM151 87V86H150ZM181 87V86H180ZM191 87V86H190ZM189 87V88H190ZM13 88V87H12ZM21 88V89H22ZM153 87H151L150 89L153 91V89H152ZM182 88V87H181ZM195 88V87H194ZM201 88V87H200ZM199 88V89H200ZM210 88H212V87H210ZM214 88V87H213ZM51 89H53V88H51ZM55 89V90H56ZM109 89H112V87H109ZM123 89V88H122ZM63 90V89H62ZM174 90V89H173ZM198 90V89H197ZM3 91V90H2ZM29 91V92H28ZM105 91H108V94H109V96L108 95H106L107 93H105ZM176 91V90H175ZM174 91V92H175ZM179 91V90H178ZM192 91V90H191ZM10 92V91H9ZM138 92V91H137ZM148 92V91H147ZM146 92V93H147ZM194 92V91H193ZM5 93H8V92H6L5 91ZM5 93H2V94H4L5 95ZM16 93V92H15ZM18 93V92H17ZM56 93V94H55ZM71 93V92H70ZM123 93V92H122ZM127 93V92H126ZM197 93V92H196ZM19 94H20V92H19ZM69 94V93H68ZM104 94L106 95V96H108V98H106L105 97V100H104V98H103V96H104ZM131 94H133V93H131ZM134 94H136V93H134ZM142 94V93H141ZM172 94V95H171ZM62 95V94H61ZM71 95V94H70ZM69 95V96H70ZM111 95V96H110ZM138 95H139V92H138ZM149 95V94H148ZM178 95V94H177ZM185 95V94H184ZM192 95V94H191ZM3 96V95H2ZM2 96L0 97V122H6L5 124V127L7 126V128L9 127L10 129H12V132H14L13 134H15V133H17V135L19 136H22L23 137V140H25L24 141V143L26 142L27 143V145L29 146V149H30V151L31 152H33L34 154H37L39 157L38 158H43L44 159V161H45V157H41V156H46V155H50L51 156V154H54L55 153V155H56V158H55V156H54V158L56 159V160H58L59 161V159L58 158H60L61 157V155H60V157H59V155L56 153V147H58V144L60 143V141H61V144H62V136H63V134H61V130H60V127L64 130V132H62V133H64V136L65 135H67L68 134V132L70 131L69 130V125H68V122H67V124H65V123H63V125H62V123L61 122H66V121H61V119H60V121L61 122H59V124L61 125H59L58 124V122H56L55 124H54V126L53 125H51V126H53V127H49L50 129L52 128V129H54V130H52L51 132H48L49 130H47L46 132H48L49 133V136H47V137H44V135L43 136H41L42 135V131H41V135H40V132H38V129L40 130V128L42 127V125H46V124H42L41 122L39 123V124H37L38 122H36V118L34 119V113L32 114V112H35L34 111V108H33V110L31 109V107L29 108V110L26 108V109H23V108H21V107H19V106H21V103L17 106V104L19 103V100L17 101L18 103H16V101H15V99L13 98V97H11L12 95H10V97L11 98H7V100H5V99H2ZM7 96V95H6ZM9 96V95H8ZM75 96V97H76ZM123 96V95H122ZM128 96V95H127ZM71 97V96H70ZM74 97V98H75ZM126 97V96H125ZM146 97H147V94H146ZM181 97V96H180ZM183 97V96H182ZM193 97V96H192ZM216 97V96H215ZM214 97V98H215ZM230 97V96H229ZM4 98V97H3ZM26 98V97H25ZM29 98V97H28ZM138 98V97H137ZM145 98V97H144ZM151 98H152V96H151ZM189 98H190V96H189ZM8 99H10V101H8ZM20 99V98H19ZM103 99V100H102ZM128 99V98H127ZM143 99V98H142ZM180 99V98H179ZM195 99H197V98H195ZM199 99V98H198ZM2 100V101H1ZM5 100V101H4ZM17 100V99H16ZM23 100V99H22ZM26 100V99H25ZM38 100V99H37ZM131 100V99H130ZM134 100V99H133ZM135 100H137V99H135ZM152 100V99H151ZM187 100V99H186ZM44 101V100H43ZM181 101V100H180ZM185 101V100H184ZM233 101V100H232ZM22 102V101H21ZM24 102V101H23ZM27 102H30V101H27ZM34 102V101H33ZM69 102V101H68ZM195 102H197V101H195ZM243 102V101H242ZM14 103H16V105H14ZM25 103V102H24ZM39 103V102H38ZM132 103V102H131ZM133 103H134V101H133ZM140 103V102H139ZM181 103V102H180ZM244 103V102H243ZM30 104V103H29ZM68 104V103H67ZM122 104V103H121ZM120 104V105H121ZM137 104V103H136ZM179 104V103H178ZM194 104V103H193ZM28 105V104H27ZM34 105V104H33ZM32 105V106H33ZM49 105V104H48ZM60 105V104H59ZM117 105V104H116ZM119 105V104H118ZM117 105V106H118ZM205 105V104H204ZM241 105V104H240ZM239 105V106H240ZM35 106V105H34ZM40 106H41V104H40ZM54 105H52V107H53ZM133 106V105H132ZM27 107V106H26ZM45 107H47V106H45ZM49 107V106H48ZM51 107V108H52ZM200 107V106H199ZM40 108V107H39ZM56 108V107H55ZM131 108V107H130ZM133 108V107H132ZM142 108V107H141ZM140 108V109H141ZM148 108V107H147ZM183 108H185V107H183ZM235 108H236V106H235ZM58 109V108H57ZM71 109V108H70ZM128 109V108H127ZM43 110H45V109H43ZM51 110V109H50ZM49 110V111H50ZM61 110H62V108H61ZM132 110V109H131ZM232 110V109H231ZM240 110V109H239ZM39 110H37L36 111V113L38 112ZM41 111V110H40ZM60 111V110H59ZM112 111H114V110H112ZM122 111V110H121ZM127 111V110H126ZM177 111V110H176ZM180 110H178V112H179ZM185 111V110H184ZM205 111V110H204ZM207 111V110H206ZM234 111V110H233ZM42 112V111H41ZM44 112H46V111H44ZM43 112V113H44ZM71 112H72V110H71ZM140 112V111H139ZM153 112H154V114H153ZM210 112V111H209ZM237 112V111H236ZM48 113V112H47ZM60 113V112H59ZM112 113V114H111ZM174 113V112H173ZM175 113H177V112H175ZM187 113V112H186ZM117 114V113H116ZM122 114V113H121ZM139 114V113H138ZM234 114V113H233ZM236 114V113H235ZM234 114V115H235ZM36 115H38V114H36ZM63 115V114H62ZM65 115V114H64ZM74 115V114H73ZM183 115V114H182ZM201 115V114H200ZM213 115V114H212ZM211 115V116H212ZM232 115V114H231ZM117 116V115H116ZM180 116V115H179ZM197 116V115H196ZM195 116V117H196ZM208 116V115H207ZM127 117V116H126ZM125 117V118H126ZM175 117V116H174ZM202 117H203V114H202ZM209 117V116H208ZM233 117V116H232ZM38 118V117H37ZM59 118H60V116H59ZM117 118V117H116ZM119 118V117H118ZM152 118H154V117H152ZM204 118V117H203ZM207 118V117H206ZM48 119H49V117H48ZM57 119V118H56ZM111 119V120H110ZM54 121H55V119H53ZM58 120V119H57ZM56 120V121H57ZM152 120V119H151ZM47 121V120H46ZM146 121V120H145ZM148 121V120H147ZM172 121V120H171ZM176 121V120H175ZM190 121V120H189ZM202 121V120H201ZM205 121V120H204ZM43 122V121H42ZM50 122V121H49ZM71 122V121H70ZM193 122V121H192ZM44 123V122H43ZM51 123V122H50ZM120 124H121V122H119ZM128 123H129V121H128ZM148 123V122H147ZM160 123V124H159ZM198 123V122H197ZM0 124H4V123H0ZM41 124V125H40ZM49 124V123H48ZM127 124V123H126ZM125 124V125H126ZM151 124V123H150ZM152 124V125H153ZM170 124H172V123H170ZM176 124H177V121H176ZM204 124V123H203ZM50 125V124H49ZM49 125H47V127L45 128V129H47L48 128V126ZM57 125H58V128H57ZM114 125V124H113ZM1 126H3V125H1ZM143 126V125H142ZM167 126H169V124L168 125H166V127ZM206 126V125H205ZM4 127V128H5ZM45 127V126H44ZM156 127V126H155ZM162 126H160V128H161ZM163 127V128H164ZM173 127V126H172ZM175 127V126H174ZM204 127V126H203ZM143 128V127H142ZM157 128V127H156ZM163 128H161L160 129V131L163 129ZM9 129V130H10ZM42 129V128H41ZM44 129V128H43ZM45 129H44V132L43 133H45ZM120 129V128H119ZM126 129V128H125ZM125 129H124V131H125ZM141 129V128H140ZM155 128L153 127V132L155 131V130H157V129H155ZM165 129V128H164ZM163 129V131L162 132H160V133H164V131L166 130H164ZM169 129V128H168ZM167 129V130H168ZM199 129V128H198ZM204 129V128H203ZM8 129H6L5 131H7ZM60 130V131H59ZM117 130V129H116ZM121 130V129H120ZM158 130H159V128H158ZM166 130V131H167ZM171 130V129H170ZM11 131V130H10ZM59 131V132H58ZM113 131V130H112ZM151 131V130H150ZM172 131V130H171ZM190 131V130H189ZM193 131V130H192ZM115 132H117V131H114V133ZM120 132V131H119ZM119 132H117V134L119 133ZM141 132V131H140ZM158 132V131H157ZM157 132L155 131V133L157 134ZM39 133V134H38ZM70 133V132H69ZM96 134V136H98V137H96V138H98L95 142L96 143H94V141H93V139L95 138V134ZM113 133V132H112ZM124 133V132H123ZM143 133V132H142ZM152 133V132H151ZM159 133V132H158ZM168 133V132H167ZM166 133V134H167ZM191 133V132H190ZM195 133H198V132H195ZM12 134V133H11ZM94 134V135H93ZM116 133H115V135H117ZM165 134V135H166ZM40 135V136H39ZM47 135V134H46ZM68 135V136H69ZM109 135H111V134H109ZM155 135V134H154ZM1 136H2V134H1ZM9 136V135H8ZM13 136V135H12ZM19 136V137H20ZM92 136H94V138L92 137ZM112 136H114V135H112ZM118 136V135H117ZM162 136V135H161ZM167 136V135H166ZM174 136V135H173ZM3 137V136H2ZM66 137V136H65ZM119 137V136H118ZM139 137V136H138ZM172 137V136H171ZM171 137L169 138V139H171ZM189 137V136H188ZM21 138V137H20ZM69 138V137H68ZM111 138V137H110ZM142 138V137H141ZM150 138V137H149ZM154 138V137H153ZM162 138H163V136H162ZM161 138V139H162ZM173 138H175V137H173ZM196 138V137H195ZM4 139V138H3ZM53 140V142H55V143H57V144H55V143H53L54 145H56V147L54 148L51 144H52V140ZM55 139H58V141L57 140H55ZM114 139H116V138H114ZM121 139H123V138H121ZM160 139V140H161ZM165 139H167V138H164L163 140L165 141ZM182 139H184V138H182ZM198 138H196V140H197ZM8 140V139H7ZM22 140V139H21ZM125 140V139H124ZM136 140V139H135ZM150 140V139H149ZM159 140V141H160ZM193 140V139H192ZM119 141V140H118ZM141 141V140H140ZM186 141V140H185ZM4 142V141H3ZM5 142H6V140H5ZM18 142V141H17ZM51 142V144H49ZM64 142V141H63ZM111 142H112V139H111ZM116 142H117V140H116ZM120 142V141H119ZM122 142V141H121ZM166 142H168V139L166 140ZM171 143H172V140L170 141ZM174 142V141H173ZM178 142H179V140H178ZM188 142V141H187ZM10 143V142H9ZM69 143V145H71ZM195 143H197V141L195 142ZM209 143V142H208ZM106 144V145H105ZM113 143H110V145H112ZM132 144V143H131ZM135 144V143H134ZM139 144V143H138ZM6 145V144H5ZM17 145V144H16ZM49 145H51V147L49 146ZM114 145V144H113ZM119 145V144H118ZM117 145V146H118ZM130 145V144H129ZM128 145V146H129ZM140 145V144H139ZM176 145V144H175ZM180 145V144H179ZM211 145V144H210ZM61 146V145H60ZM75 146V145H74ZM127 146V145H126ZM173 146V145H172ZM206 146V145H205ZM5 147V146H4ZM48 147H50V148H48ZM62 147V146H61ZM64 147V146H63ZM131 147V146H130ZM130 147H129V149H130ZM186 147V146H185ZM188 147H189V145H188ZM201 147V146H200ZM212 147H213V145H212ZM3 148V147H2ZM26 148V147H25ZM119 148H121V147H119ZM140 147H138V149H139ZM168 148V147H167ZM60 149V148H59ZM62 149V148H61ZM60 149V151H61V154L62 153H65V152H62V151H64V150H61ZM68 149V148H67ZM72 149V148H71ZM159 149V148H158ZM192 149H193V147H192ZM14 150V149H13ZM65 150H66V148H65ZM69 150V149H68ZM74 150V149H73ZM73 150H70V153H72L71 151H73ZM127 150V149H126ZM169 150L171 151V148H169ZM168 150V151H169ZM188 150V149H187ZM186 149H185V151H187ZM75 151V150H74ZM134 151V150H133ZM160 151V150H159ZM164 151V150H163ZM196 151V150H195ZM195 151H194V153H195ZM204 151V150H203ZM206 151V150H205ZM216 151H218V150H216ZM25 152V151H24ZM83 152H85V153H87L86 154V156L84 155L85 153H83ZM51 153V154H50ZM59 153V152H58ZM67 153H69V151H67ZM139 153V152H138ZM212 153V152H211ZM18 154V153H17ZM16 154V155H17ZM22 154V153H21ZM20 154V155H21ZM25 154V153H24ZM28 154V153H27ZM31 153H29L28 155H30ZM60 154V153H59ZM108 154V155H107ZM112 154V153H111ZM122 154V153H121ZM124 154V153H123ZM129 154V153H128ZM170 154V153H169ZM204 154V153H203ZM28 155H27V157H28ZM64 155V154H63ZM74 155H75V152H74ZM78 155V154H77ZM118 155V154H117ZM160 155V154H159ZM177 155V154H176ZM214 155V154H213ZM6 156V155H5ZM49 156V158H50V162H54L55 161V159L52 157H50ZM65 156H66V154H65ZM68 156V155H67ZM79 156V155H78ZM77 156V157H78ZM112 156V155H111ZM125 156H127V155H125ZM179 156V155H178ZM37 157V156H36ZM64 156H62V158H63ZM74 157V156H73ZM83 157V158H84ZM101 157H102V159H101ZM123 157L124 156H122V158H120V161H121V159H123ZM131 157V156H130ZM128 158L129 160L131 159V158ZM152 157V156H151ZM172 157V156H171ZM177 157V156H176ZM202 157V156H201ZM203 157H205V156H203ZM86 158V160L88 161V159ZM114 158V157H113ZM117 158V157H116ZM125 158V157H124ZM198 158V157H197ZM47 159V158H46ZM53 159H54V161H53ZM61 159V158H60ZM67 159H69V158H67ZM67 159H65V160H67ZM94 159V160H95ZM144 159V158H143ZM159 159V158H158ZM179 159V158H178ZM201 159V158H200ZM25 160V159H24ZM29 160V159H28ZM31 160V159H30ZM34 160V159H33ZM74 160H75V157H74ZM74 160H72L73 162H74ZM79 160V159H78ZM83 160H85V158L83 159ZM85 160V162H87ZM112 160V159H111ZM125 160H127V158L126 159H123L122 160V163H123V161H125ZM167 160V159H166ZM169 160V159H168ZM167 160V161H168ZM186 160V159H185ZM204 160V159H203ZM22 161V160H21ZM41 161H42V159H41ZM67 161H69V160H67ZM67 161H65L64 163H67ZM81 161H82V159H81ZM96 161V160H95ZM104 161V160H103ZM132 161V160H131ZM135 161V160H134ZM145 161V160H144ZM152 161V160H151ZM164 161V160H163ZM179 161V160H178ZM188 161V160H187ZM193 161V160H192ZM195 161V160H194ZM207 161V160H206ZM216 161V160H215ZM33 162V161H32ZM70 162H71V160H70ZM69 162V163H70ZM89 162V161H88ZM109 162V161H108ZM113 162V161H112ZM116 162V161H115ZM118 162V161H117ZM116 162V163H117ZM129 162V161H128ZM161 162V161H160ZM165 162V161H164ZM163 162V163H164ZM204 162V161H203ZM212 162V161H211ZM211 162H209V163H211ZM17 163V162H16ZM31 163V162H30ZM37 163V162H36ZM42 163V162H41ZM46 163V162H45ZM49 163V162H48ZM58 163V162H57ZM60 163H63L62 161L60 162ZM69 163L67 164V166L68 167H72V166H69ZM72 163V162H71ZM78 163V162H77ZM83 163V165L84 164H86V163H84V161L82 162ZM81 163V164H82ZM92 163V162H91ZM94 163V162H93ZM92 163V164H93ZM104 163V162H103ZM111 163V162H110ZM125 163H127L126 161H125ZM124 163V164H125ZM167 163V162H166ZM180 163V162H179ZM228 163V162H227ZM34 164V163H33ZM38 164H39V162H38ZM44 164V163H43ZM73 164H76V163H73ZM79 164V163H78ZM109 164V163H108ZM108 164H106L107 166H108ZM118 164H119V162H118ZM118 164H117V166H118ZM165 164V163H164ZM176 164H177V162H176ZM193 164V163H192ZM28 165V164H27ZM36 165V164H35ZM42 165V164H41ZM48 165V164H47ZM56 165H58V164H56ZM55 165V166H56ZM66 164H64V166H65ZM87 165H88V163H87ZM115 165V164H114ZM120 165H123V164H120ZM127 165V164H126ZM126 165H123L124 167L126 166ZM135 165V164H134ZM181 165V164H180ZM195 165H197V164H195ZM60 166H61V164H60ZM81 166V165H80ZM84 166H86V165H84ZM130 166V165H129ZM128 166V167H129ZM168 166V165H167ZM215 166V165H214ZM225 166V165H224ZM36 167V166H35ZM43 167H44V165H43ZM43 167H42V169H43ZM75 167V166H74ZM76 167H77V165H76ZM119 167V166H118ZM123 167V168H124ZM146 167V166H145ZM166 167V166H165ZM183 167V166H182ZM196 167V166H195ZM205 168H206V166H204ZM209 167V166H208ZM39 168V167H38ZM45 168V167H44ZM86 168H88L89 169V166L88 167H86ZM85 168V169H86ZM93 168V167H92ZM109 168V167H108ZM136 168V167H135ZM163 168V167H162ZM169 168V167H168ZM197 168H199V167H197ZM226 168H228V167H226ZM225 168V169H226ZM22 169H24V168H22ZM26 169H28V168H26ZM54 169V168H53ZM57 169V168H56ZM72 169V168H71ZM75 169V168H74ZM90 169H91V167H90ZM106 169V168H105ZM120 169H121V167H120ZM127 169V168H126ZM125 169V170H126ZM129 169V168H128ZM144 169H146V168H144ZM216 169H218V168H216ZM25 170V169H24ZM93 170V169H92ZM110 170V169H109ZM190 170V169H189ZM203 170V169H202ZM31 171V170H30ZM50 171V170H49ZM55 171V170H54ZM54 171H53V173H54ZM62 171H63V169H62ZM65 171V170H64ZM68 171V172H67ZM66 171V178H65V174L63 175L64 176V178L66 179V180H68V178H69V180H70V177L68 176L67 177V175H70V174H68L69 173V170H67ZM83 171V170H82ZM86 171H87V169H86ZM106 170H104V172H105ZM108 171V170H107ZM120 171V170H119ZM132 171V170H131ZM149 171V170H148ZM170 171V170H169ZM197 171V170H196ZM60 172V171H59ZM77 172H78V170H77ZM91 172V171H90ZM103 172V173H104ZM121 172V171H120ZM123 172H124V170H123ZM133 172V171H132ZM165 172V171H164ZM177 172H179V170H177ZM191 172V171H190ZM203 172V171H202ZM201 172V173H202ZM208 172V171H207ZM32 173V172H31ZM79 173V172H78ZM80 173H81V171H80ZM79 173V174H80ZM92 173V172H91ZM125 173V172H124ZM162 173V172H161ZM184 173V172H183ZM193 173V172H192ZM221 173V172H220ZM227 173V172H226ZM40 174V173H39ZM46 174V173H45ZM50 174V173H49ZM63 174V173H62ZM61 174V175H62ZM82 174V173H81ZM81 174L79 175V176H81ZM94 174H95V172H94ZM101 174H102V172H101ZM136 174V173H135ZM154 174V173H153ZM167 174V173H166ZM166 174H164V175H166ZM168 174H170V173H168ZM174 174V173H173ZM176 174V173H175ZM222 174V173H221ZM89 175V174H88ZM103 175V174H102ZM104 175H105V173H104ZM116 175H117V173H116ZM121 175V174H120ZM120 175H118L119 177H120ZM124 175V174H123ZM127 175V174H126ZM129 175V174H128ZM148 175V174H147ZM172 175V174H171ZM179 175V174H178ZM182 175V174H181ZM199 175V174H198ZM223 175V174H222ZM226 175V174H225ZM53 176V175H52ZM55 176V175H54ZM100 176V175H99ZM107 176V175H106ZM105 176V177H106ZM131 176V175H130ZM129 176V177H130ZM168 176V175H167ZM175 176V175H174ZM195 176H196V174H195ZM214 176V175H213ZM220 176V175H219ZM42 177V176H41ZM45 177V176H44ZM50 177V176H49ZM91 177V176H90ZM94 177H96V176H94ZM102 177V179H104L103 178V176H101ZM108 177V176H107ZM125 177V176H124ZM128 177V176H127ZM166 177V176H165ZM173 177V176H172ZM186 177H188V176H186ZM212 177V176H211ZM222 178H223V176H221ZM31 178H32V176H31ZM52 178V177H51ZM56 178V177H55ZM63 178V179H64ZM81 178H83V177H81ZM110 178H112V177H110ZM147 178H149V177H147ZM167 178V177H166ZM177 178H179V177H177ZM217 178V177H216ZM228 178V177H227ZM230 178V177H229ZM85 179V178H84ZM92 179V178H91ZM107 179V178H106ZM118 180H119V178H117ZM126 179V178H125ZM180 179H181V177H180ZM202 179V178H201ZM56 180V179H55ZM54 180V181H55ZM65 180V181H66ZM68 180V181H69ZM87 180V179H86ZM175 180V179H174ZM189 180H190V178H189ZM223 180V179H222ZM221 180V181H222ZM53 181V182H54ZM64 181V180H63ZM85 181V180H84ZM83 181V182H84ZM91 181V180H90ZM109 181V183H110V180H108ZM126 181H127V179H126ZM162 181H163V179H162ZM176 181V180H175ZM200 181V180H199ZM219 181H220V179H219ZM224 181V180H223ZM227 181H228V179H227ZM233 181V180H232ZM236 181V180H235ZM43 182V181H42ZM70 182H71V180H70ZM69 182V183H70ZM88 182V181H87ZM95 182V181H94ZM118 182V181H117ZM122 182V181H121ZM146 182V181H145ZM164 182V181H163ZM230 182V181H229ZM49 183V182H48ZM85 184H86V182H84ZM138 183V182H137ZM223 183V182H222ZM59 184V183H58ZM83 184V183H82ZM141 184V183H140ZM165 184V183H164ZM227 184H229V183H227ZM49 185V184H48ZM60 185V184H59ZM77 185V184H76ZM175 185V184H174ZM190 185V184H189ZM195 185V184H194ZM72 186V185H71ZM112 186V185H111ZM117 186V185H116ZM219 186V185H218ZM221 186V185H220ZM229 186V185H228ZM70 187V186H69ZM133 187V186H132ZM151 187V186H150ZM197 187V186H196ZM60 188V187H59ZM67 188H68V182H67ZM94 188V187H93ZM131 188V187H130ZM179 188V187H178ZM188 188H190V187H188ZM224 188V187H223ZM44 189H45V187H44ZM62 189V188H61ZM66 189V188H65ZM73 189V188H72ZM90 189V188H89ZM95 189V188H94ZM167 189V188H166ZM201 189V188H200ZM98 190V189H97ZM161 190V189H160ZM218 190H219V188H218ZM224 190V189H223ZM42 191V190H41ZM51 191V190H50ZM60 191V190H59ZM64 191V190H63ZM68 191H69V189H68ZM93 191V190H92ZM95 191H96V189H95ZM169 191H171V190H169ZM195 191V190H194ZM231 191V190H230ZM61 192V191H60ZM102 192V191H101ZM135 192V191H134ZM85 193H87V192H85ZM112 193V192H111ZM136 193V192H135ZM58 194V193H57ZM62 194V193H61ZM76 194V193H75ZM96 194V193H95ZM97 194H98V192H97ZM151 194V193H150ZM227 194V193H226ZM83 195V194H82ZM94 195V194H93ZM160 195V194H159ZM95 196V195H94ZM97 196V195H96ZM99 196V195H98ZM177 196V195H176ZM50 197V196H49ZM75 197V196H74ZM90 197V196H89ZM134 197V196H133ZM163 197V196H162ZM201 197V196H200ZM97 198V197H96ZM136 198V197H135ZM161 198V197H160ZM137 199V198H136ZM146 199V198H145ZM85 200V199H84ZM87 200V199H86ZM97 200V199H96ZM112 200V199H111ZM172 201V200H171ZM181 200L179 199V202H180ZM200 201V200H199ZM202 201V200H201ZM205 201V200H204ZM94 202V201H93ZM92 202V203H93ZM113 202V201H112ZM139 202V201H138ZM148 202V201H147ZM167 202V201H166ZM177 202V201H176ZM186 202V201H185ZM67 203V202H66ZM77 203V202H76ZM128 203V202H127ZM131 203V202H130ZM135 203V202H134ZM201 203V202H200ZM100 204V203H99ZM137 204V203H136ZM142 204V203H141ZM161 204V203H160ZM76 205V204H75ZM79 205V204H78ZM91 205V204H90ZM125 205V204H124ZM182 205V204H181ZM180 205V206H181ZM186 205V204H185ZM70 206V205H69ZM73 206V205H72ZM77 206V205H76ZM133 206V205H132ZM135 206H137V205H135ZM139 206H140V204H139ZM157 206V205H156ZM173 206V205H172ZM220 206V205H219ZM71 207V206H70ZM75 207V206H74ZM134 207V206H133ZM170 207V206H169ZM214 207V206H213ZM217 207V206H216ZM81 208H82V206H81ZM84 208V207H83ZM94 208V207H93ZM101 208V207H100ZM160 208H161V206H160ZM178 208H180V207H178ZM77 209V208H76ZM115 209H118V208H115ZM133 209V208H132ZM163 209H166V208H163ZM212 209V208H211ZM101 210V209H100ZM100 210H98L99 212H100ZM137 210H139V209H137ZM220 210V209H219ZM74 211H75V208H74ZM106 211V210H105ZM116 211H118V210H116ZM144 211V210H143ZM173 211V210H172ZM76 212H78V211H76ZM87 212V211H86ZM156 212V211H155ZM155 212H153L154 214H155ZM177 212V211H176ZM211 212V211H210ZM223 212V211H222ZM221 212V213H222ZM84 213V212H83ZM175 213V212H174ZM218 213V212H217ZM219 213H220V211H219ZM236 213V212H235ZM254 213V212H253ZM169 214L171 215V213L169 212ZM82 215V214H81ZM80 215V216H81ZM129 215V214H128ZM139 215V214H138ZM144 215V214H143ZM173 215V214H172ZM253 215V214H252ZM100 216V215H99ZM134 216H135V214H134ZM164 216V215H163ZM168 216V215H167ZM216 216H217V214H216ZM215 216V217H216ZM220 216L221 215H219L218 214V217H219V219H220ZM136 217V216H135ZM160 217V216H159ZM215 217H213V218H215ZM223 217V216H222ZM229 217V216H228ZM227 217V218H228ZM234 217V216H233ZM86 218V217H85ZM88 218V217H87ZM97 218V217H96ZM127 218V217H126ZM184 218V217H183ZM182 218V219H183ZM211 218V217H210ZM212 218V219H213ZM230 218V217H229ZM232 218V217H231ZM80 219V218H79ZM90 219V218H89ZM132 219H133V216H132ZM146 219V218H145ZM186 219V218H185ZM189 219H191V218H189ZM216 219V218H215ZM225 219V218H224ZM136 220H138V219H136ZM176 220V219H175ZM187 220V219H186ZM100 221V220H99ZM133 221H135V219L133 220ZM163 221V220H162ZM214 221V220H213ZM217 221V220H216ZM215 221V222H216ZM131 222V221H130ZM150 222V221H149ZM175 222V221H174ZM262 222V221H261ZM264 222V221H263ZM214 223V222H213ZM218 223V222H217ZM148 224V223H147ZM170 224V223H169ZM216 224V223H215ZM232 224V223H231ZM76 225V224H75ZM80 225V224H79ZM96 225V224H95ZM136 225V224H135ZM162 225V224H161ZM189 225V224H188ZM102 226V225H101ZM121 226V225H120ZM172 226V225H171ZM170 226V227H171ZM71 227V226H70ZM93 227V226H92ZM118 227V226H117ZM140 227V226H139ZM154 227V226H153ZM159 227V226H158ZM157 227V228H158ZM178 227V226H177ZM186 227H187V225H186ZM193 227H194V225H193ZM81 228V227H80ZM157 228H156V230H157ZM236 228V227H235ZM76 229V228H75ZM164 229V228H163ZM106 230V229H105ZM104 230V231H105ZM124 230H125V228H124ZM133 230V229H132ZM137 230V229H136ZM139 230H141V229H139ZM147 230V229H146ZM165 230V229H164ZM72 231V230H71ZM76 231V230H75ZM86 231V230H85ZM121 231V230H120ZM125 232H128V231H125ZM138 232V231H137ZM146 232V231H145ZM207 232V231H206ZM260 232V231H259ZM142 233V232H141ZM147 233V232H146ZM145 233V234H146ZM168 233H170V232H168ZM183 233V232H182ZM261 233H263V232H261ZM127 234V233H126ZM143 234H144V230H143ZM149 234V233H148ZM258 234V233H257ZM84 235V234H83ZM86 235V234H85ZM138 235V234H137ZM157 235V234H156ZM207 235V234H206ZM211 235V234H210ZM255 235V234H254ZM258 235H260V234H258ZM82 236V235H81ZM143 236V235H142ZM181 236V235H180ZM80 237V236H79ZM78 237V238H79ZM85 237V236H84ZM91 237V236H90ZM108 237V236H107ZM144 237H145V235H144ZM143 237V239L141 238V241L144 243V241H145V238ZM262 237V236H261ZM106 238V237H105ZM140 238V237H139ZM147 238H150L149 236H147ZM146 238V239H147ZM186 238V237H185ZM260 238V237H259ZM263 238V237H262ZM91 239V238H90ZM134 239V238H133ZM92 240V239H91ZM90 240V241H91ZM150 240V239H149ZM180 240V239H179ZM134 241V240H133ZM156 241V240H155ZM182 241V240H181ZM76 242V241H75ZM257 242V241H256ZM261 242V241H260ZM68 243V242H67ZM83 243V242H82ZM85 243V242H84ZM86 243H87V241H86ZM149 243V242H148ZM156 243V242H155ZM159 243V242H158ZM259 243V242H258ZM92 244V243H91ZM130 244V243H129ZM145 244H146V241H145ZM144 244V245H145ZM151 244H153V243H151ZM150 244V245H151ZM161 244V243H160ZM63 245V244H62ZM66 245V244H65ZM87 245V244H86ZM148 245V244H147ZM162 245V244H161ZM67 246V245H66ZM78 246H80V245H78ZM153 246H154V244H153ZM152 246V248H154V247H156L157 248V246H158V248H159V245L158 244H156L154 247ZM147 247V246H146ZM149 247V246H148ZM151 247V246H150ZM167 247V246H166ZM78 248V247H77ZM156 248L155 249H153L154 251H151V252H153L152 254H150V256L152 255V261L154 262V260H155V262L157 261V262H159L160 261V256L162 257V254L163 253H161V251H160V253H161V255H159L160 253H159V251L157 252L156 251ZM164 248V247H163ZM163 248H162V250H163ZM148 249V248H147ZM161 249V248H160ZM165 249V248H164ZM150 250H151V248H150ZM150 250H149V252H150ZM163 252V251H162ZM134 253V252H133ZM159 253V254H158ZM211 253V252H210ZM137 254V253H136ZM148 256V255H147ZM151 258V257H150ZM206 258V257H205ZM161 260H162V258H161ZM186 261V260H185ZM252 262H255V261H252ZM189 263H191V261L189 262ZM205 263V262H204ZM157 264V263H156ZM159 264V263H158ZM251 264V263H250ZM253 264H256V263H253Z\"/></svg>","mask_w":264,"mask_h":264}]
</instances>
